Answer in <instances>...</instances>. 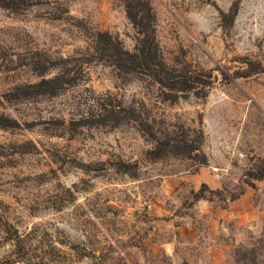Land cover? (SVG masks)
Masks as SVG:
<instances>
[{"label": "rangeland", "instance_id": "374dc122", "mask_svg": "<svg viewBox=\"0 0 264 264\" xmlns=\"http://www.w3.org/2000/svg\"><path fill=\"white\" fill-rule=\"evenodd\" d=\"M150 5L161 82L125 0H0V264H264V0Z\"/></svg>", "mask_w": 264, "mask_h": 264}, {"label": "trees", "instance_id": "16d2710c", "mask_svg": "<svg viewBox=\"0 0 264 264\" xmlns=\"http://www.w3.org/2000/svg\"><path fill=\"white\" fill-rule=\"evenodd\" d=\"M126 1V13L131 20V22L138 27V32L142 33V37L140 38V47L135 51H129L126 49L119 48L126 58L125 61L128 63L127 71H134L138 69L147 70L148 72H153L158 81L161 82L160 77L157 74V71H154V68L157 64H161L158 60L157 52H156V44L153 35V28L151 26L153 20L152 9L150 5V0H125ZM97 40L100 42L102 49L109 47L112 38L111 36L104 31H98ZM117 62L120 67L123 66V59L121 54L116 53ZM181 82L188 83V80H181ZM174 83L168 85V87H173ZM187 87V86H186ZM192 87V86H189ZM184 89V88H183ZM187 89V88H186ZM174 147H187V150L198 149V146L194 147L191 145H187L183 140L173 139ZM181 143V144H180ZM179 144V145H177ZM260 175V174H259ZM264 175V174H262Z\"/></svg>", "mask_w": 264, "mask_h": 264}]
</instances>
